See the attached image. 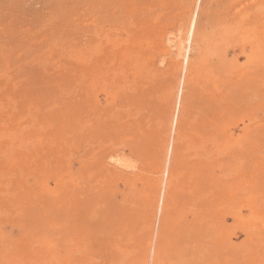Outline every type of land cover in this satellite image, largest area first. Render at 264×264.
<instances>
[{"label": "rangeland", "instance_id": "obj_1", "mask_svg": "<svg viewBox=\"0 0 264 264\" xmlns=\"http://www.w3.org/2000/svg\"><path fill=\"white\" fill-rule=\"evenodd\" d=\"M0 264H264V0H0Z\"/></svg>", "mask_w": 264, "mask_h": 264}]
</instances>
